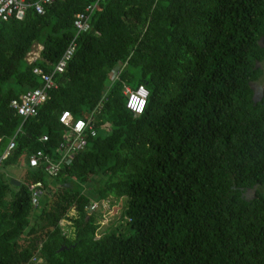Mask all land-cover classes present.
<instances>
[{
	"label": "trees",
	"instance_id": "1",
	"mask_svg": "<svg viewBox=\"0 0 264 264\" xmlns=\"http://www.w3.org/2000/svg\"><path fill=\"white\" fill-rule=\"evenodd\" d=\"M90 1L0 21V152L20 126L0 168L25 164L19 184L0 170V264H264V82L257 97L251 86L264 0H103L22 120L9 100L40 84L31 68H51ZM139 83L148 92L133 114L122 90ZM62 110L92 111L95 133L48 176L27 156L58 157ZM121 197L119 222L96 235L102 203Z\"/></svg>",
	"mask_w": 264,
	"mask_h": 264
},
{
	"label": "built area",
	"instance_id": "2",
	"mask_svg": "<svg viewBox=\"0 0 264 264\" xmlns=\"http://www.w3.org/2000/svg\"><path fill=\"white\" fill-rule=\"evenodd\" d=\"M52 1L54 0H0V21L7 20L10 17L21 19L28 7H31L36 13L41 14L44 12L45 6ZM101 1L103 0H92L86 3L81 10L74 13L72 19L73 33L49 70L45 71L36 65L31 68V71L40 79V84L22 91L18 96L12 97L9 100V105L22 120L26 117L33 116L38 106L47 98L48 91L56 87V76L64 70L74 53L78 35L90 29V16L99 9ZM110 74L111 78L115 77V70L112 69ZM122 92L125 95V107L133 114L142 112L148 92L147 88L141 83L134 87L125 85ZM91 120L92 111L84 116L74 117L70 111L62 110L58 115V121L63 126L61 139L56 146L58 157L53 159L40 149H37L27 156V164L31 167L42 164V168L48 176L57 174L62 164L68 163L73 153L86 144L87 135H94L95 130ZM19 127L16 128L15 133L19 130ZM15 133L9 138L4 149L0 152V162L14 146ZM46 137V134H42L40 140H46ZM41 187L42 182L40 180L28 184V189L31 192V203L33 205L37 202V195ZM105 204L103 202L102 207H105ZM96 205L97 202H90L87 210H93ZM96 235H99V233L96 232ZM34 261L35 256L33 255L24 264H32Z\"/></svg>",
	"mask_w": 264,
	"mask_h": 264
},
{
	"label": "rangeland",
	"instance_id": "3",
	"mask_svg": "<svg viewBox=\"0 0 264 264\" xmlns=\"http://www.w3.org/2000/svg\"><path fill=\"white\" fill-rule=\"evenodd\" d=\"M39 48H38V43H33L31 45V49L30 51L27 53L26 58L27 60H32L34 57L37 56V52H38ZM264 82V77L262 76V73H260L258 75V77L251 82V86L253 88V96L257 97L259 95L258 88H255L254 84H259V83H263ZM102 134V132H101ZM20 161L17 165H13V166H9L6 168H0L1 171H3V176L5 178L8 177H12L15 179H20L21 174L25 168V164H24V157L22 156V158L20 157ZM257 190L260 192L264 193V184L261 185H257ZM124 198H118L116 200H114L111 204H109V202H106L105 207L102 211L101 217L98 220V227H97V233H101L105 228L110 227V226H115V224H117L119 221L117 220L120 214V209L122 207V203H123Z\"/></svg>",
	"mask_w": 264,
	"mask_h": 264
},
{
	"label": "flooded vegetation",
	"instance_id": "4",
	"mask_svg": "<svg viewBox=\"0 0 264 264\" xmlns=\"http://www.w3.org/2000/svg\"><path fill=\"white\" fill-rule=\"evenodd\" d=\"M258 67L261 70L262 76L264 77V57L262 58L261 61L258 62ZM256 86H254L255 88H258V91H261L262 87H263V83H259V84H254Z\"/></svg>",
	"mask_w": 264,
	"mask_h": 264
},
{
	"label": "water",
	"instance_id": "5",
	"mask_svg": "<svg viewBox=\"0 0 264 264\" xmlns=\"http://www.w3.org/2000/svg\"><path fill=\"white\" fill-rule=\"evenodd\" d=\"M10 181L14 184H19V181L15 178H10ZM61 249V248H60Z\"/></svg>",
	"mask_w": 264,
	"mask_h": 264
},
{
	"label": "crops",
	"instance_id": "6",
	"mask_svg": "<svg viewBox=\"0 0 264 264\" xmlns=\"http://www.w3.org/2000/svg\"><path fill=\"white\" fill-rule=\"evenodd\" d=\"M38 48H40V46L38 45ZM12 178V177H11Z\"/></svg>",
	"mask_w": 264,
	"mask_h": 264
}]
</instances>
